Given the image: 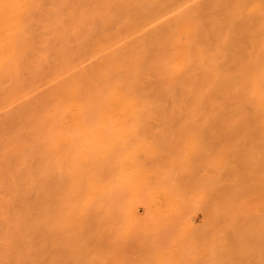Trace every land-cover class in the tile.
<instances>
[{"label":"bare ground","instance_id":"obj_1","mask_svg":"<svg viewBox=\"0 0 264 264\" xmlns=\"http://www.w3.org/2000/svg\"><path fill=\"white\" fill-rule=\"evenodd\" d=\"M151 129L154 132L157 129L156 132L158 133L156 134L155 132L156 138H154L155 136ZM186 129L189 132V134L187 132L189 139H187L185 133ZM203 129L209 130L207 132H210L211 135L210 133L206 134V130ZM240 129H244L241 131L242 134ZM146 130H149L150 132H147L151 134L147 133ZM159 130H163V132ZM200 130H203L207 137L209 135V137H212V130L217 132V134L214 132L216 135L222 131V135L221 133L219 135L222 140L215 139L214 136L216 135H214L216 142L209 145L211 140L208 137L210 141H207V143L209 142L208 145L210 147L207 145L203 148L205 145L201 147L200 143L202 144L206 141L200 142V139H202L200 136L202 134L205 136V134ZM234 130L240 133L236 134ZM191 132H193V135ZM180 133L181 135L185 133V137L179 138ZM195 133L197 135H199L198 133L201 134L198 136V138L200 137L199 143L198 139H195L197 138V135H194ZM150 135L156 140L161 137L160 141L163 140V144H159L158 140L156 142L160 146H157V143L151 137L152 141H149ZM165 135L168 138L170 136L173 141H171L172 144ZM173 135L174 137L171 138ZM227 135L228 137H231V135L232 137H237L239 135V139L241 137L243 140H246L247 137L245 136H250V140L261 142V148L264 152V0H0V264H106V259L109 258L108 253L110 254V252H103V247H107V245L103 246L106 244L103 240V228L107 229L108 227H105V222L103 223V209L107 206L105 210L114 211L110 210L112 207L107 204L104 205V201L110 199L106 196V193L111 191L108 188L109 181L110 185L113 184L111 185L113 190L110 193L114 197L111 199L113 204H118V201L121 200L125 201L123 200L124 198H117V195L121 194L120 196H123V187H128V190L124 191H130L131 193H129L132 195L133 200L139 202L137 203L138 205L141 203L142 206L146 207V213H142L143 216H140V212L135 211L137 209L134 211L139 217L133 214V220L141 224L140 227L143 226L141 229L145 231L144 229L148 230L153 223L152 227L156 226L155 229L164 226L167 213L163 216L165 221L161 215L164 224H162L163 222H158L159 224L156 222L155 225L154 221H157L158 217H160L159 215L162 213L160 210L163 211V208H165L164 211L167 212L165 206L169 208L174 206L172 203L171 207L166 205L168 203L166 201L174 198L175 201H179L181 204L184 203V205L193 203L197 196L194 190L197 189L199 183H202L201 179L206 176V179L210 178V181L215 176L212 179L213 181L211 180L210 182L218 183L215 186L216 190H214L217 192L218 198L221 201L223 200L221 204L224 207L217 210L216 207L218 208V206H216L214 211H217L216 213H218L217 215L220 218L219 214L221 213L219 211L226 207V211L222 210L223 219L226 220L229 216H227L229 212L228 206H232L234 203L232 202L233 199L237 200L238 198V196L233 198L235 196L234 191L235 193L237 192L233 187L237 184L238 187L244 190L238 189L242 194L248 190L250 191L247 192L248 194L246 193L247 196L250 194L252 196L255 193L256 195L260 193V196H262L264 192L261 190V194V191L256 190L258 186H255L258 183H253L258 179V181L263 183V168H261V171L258 170L257 166H254L257 171H260L257 172L254 169L252 171L251 168L253 166L248 165L250 171L247 168L248 166L245 167L242 161L249 174L247 169H240V171L238 170L239 166H237L239 161L236 163L237 165L233 163V160L236 162L238 160L237 158L234 159V157L231 161L234 165L230 163V166L232 169L236 165L238 171L234 168V170L230 169V166L227 165L229 164L227 158L217 162L223 163V167H227V169L224 167V170H229L228 172L232 177L234 176L233 179L235 181L238 177L241 180L238 179V182L232 180L235 185L230 182L226 185L223 181L224 179H218L223 177L219 173L220 170L218 172L215 169L222 165H218L219 167L216 166L215 168V165L211 166L213 163H210V159L215 162L217 158L215 157V159L213 154L218 152L221 154L222 151L220 149L224 152L225 146L229 142V147H232V149L227 146L225 151L229 152L232 150L230 152L232 153L231 156H233V147L239 141L235 137L237 140L233 141L235 142L234 144L230 138L227 139ZM191 138L197 144L189 142L193 140ZM120 139L123 140L121 141ZM126 139L127 143L125 142L124 144L123 141H126ZM146 139L154 144L147 143ZM128 140L134 142L135 146L134 143L129 144ZM140 140L143 144L141 148L144 149L141 150L142 153L138 152V154L140 153L139 155L143 156L144 160H142L141 156H137L138 154L136 155V151L134 153L136 158L132 155L131 147L134 146L136 148L140 144L138 142ZM183 140V147L181 143L179 144H181V149L186 155L179 149L180 145H178V141L181 142ZM243 140L239 142L245 143V148H243L244 145L237 146L238 143L236 145L237 148L234 149L235 156L239 159L242 158L245 162L247 160L245 164L253 160L254 165H257L255 161L257 160L260 163L264 157L260 161V158L256 157L255 154L252 156V153H250V157L248 154L252 147L251 144L256 143L251 140L248 146L246 145L247 142H242ZM117 141L130 151L126 152L121 149L118 150L120 153H117L112 150L114 143L118 144ZM175 141L176 143H174ZM187 141L189 145L194 143L196 146L193 145L192 148V146L185 145ZM164 143H167L166 146ZM168 143L171 144V147L175 146H173V143L179 146H177V150L180 151H176L178 153L176 154L180 155L178 160H182L180 161L181 163L177 160L179 164H176V162H173V165L171 164L178 157L176 158V155L171 156L173 153L171 152V147L167 148ZM147 145L154 148L160 147L158 148L160 151L151 150L153 148L150 149ZM212 146L213 148L219 146L220 149L218 147V151L215 150L214 153H211L208 150L206 153V148H211ZM164 147L169 150L163 151L161 148ZM199 147L201 148L199 149ZM249 147L250 150L248 149ZM253 147L255 148V146ZM114 148L116 149V147ZM145 148H148L150 153ZM174 148L172 149L173 152L176 150ZM184 148L186 149L184 150ZM187 148L190 150L188 156ZM239 148L248 149L249 151L247 150L246 154L244 150L245 153ZM258 148L255 149L258 150ZM197 149L202 150L201 155L204 153L203 155L206 156V163L203 161L197 162L198 159L195 155L198 153ZM237 149L243 152H241L242 154L240 153L242 157ZM192 151L194 156L191 153ZM143 152L152 155L147 156ZM169 152L172 154H169ZM256 152L254 151V153ZM127 153H129V156H127ZM181 155L183 158H181ZM244 155L248 158L246 159ZM133 156L135 161L141 157L139 159L140 162H137L139 164L134 163ZM192 157L196 158V160L194 159L196 162L194 163L192 160L193 163H190H197L192 171L196 170L195 168L197 167H202L200 171H206L207 173L204 172L205 175L198 172L195 176L193 173L188 172L186 163ZM208 157L210 158L209 163ZM252 157L257 159L250 161ZM187 158L190 160H187ZM105 159H107V162ZM131 162L135 165H132L133 163ZM217 162L215 164H218ZM262 162L264 163V160ZM174 163L180 166L177 167ZM201 163L202 165H200ZM181 164H185L186 172L192 175H189L186 179L188 180L189 178L190 180L188 181L190 183L196 180L195 185L190 187L189 183L182 177L181 172H179L180 174L177 172L178 175H176V170L182 169ZM206 164H211L208 166L210 167L208 170H206ZM167 165L169 166L167 167ZM170 166L176 168L174 173L169 170H173ZM184 167L182 171H185ZM210 169L216 174H211L212 171ZM230 170L234 171V173H231ZM112 172L114 175H112ZM237 172L240 176H238ZM250 172H253L252 175L259 178L257 180H255V177L252 178V175L249 176ZM243 177L246 179L250 177L249 182L247 180V182L242 184ZM110 178L114 180L111 181L112 179L110 180ZM120 179L128 183L120 190L123 194L118 190L120 183L117 184L115 182V180L121 182ZM197 179H199L198 185ZM261 182L259 183L262 184ZM121 183L124 184L123 181ZM222 184L226 185V188ZM199 186L198 188L202 187L204 189L201 188L199 191L208 189V187L205 188L206 186L203 187L204 183ZM193 187L196 189L193 190ZM199 191L197 190V192ZM205 192V197L199 198L202 203L203 199H206L204 201H207V203L202 204L198 201L199 207L202 204L200 210L203 209L205 204H210L214 196V193H212L213 196L211 195V198L207 199L209 195L207 192L209 193V191ZM129 193L127 192V194ZM199 193H197L198 196L200 195ZM247 196H245V199L241 197V200L252 203L250 199L247 200ZM161 197L166 200L165 205L161 203L164 207L160 206V204L157 206L158 202H164L161 201ZM115 198L116 200H114ZM209 199L211 200L209 201ZM258 199L264 200V196ZM133 200L129 199L131 203L128 206L126 201L123 202L126 205H123V203L118 205L129 207L135 204ZM190 200L192 202H188ZM238 201L240 199L236 202L239 203ZM106 202L109 203V201ZM197 204L195 203L196 207H198ZM212 204H214L213 206L216 205L215 202ZM217 204L220 205L219 202ZM258 204L260 205V203ZM211 205H207L206 207L209 209L207 208V210L203 211L212 212L213 208H210ZM257 205L256 210L258 211L260 207H257ZM159 206L162 209L158 208ZM133 208H136V206ZM126 209L129 210L128 208ZM130 209L132 208L130 207ZM210 209L212 211H208ZM247 209L252 210L253 207L249 206ZM235 210L238 211V209ZM261 210L264 212L262 207ZM243 211L246 210L244 209ZM243 211V215L246 214ZM262 211L258 212H260L261 216H264ZM254 212L253 216L255 215L258 221H255V216L253 217L255 222L251 220V216H248L247 219L250 218L249 220L253 223H259L260 226L253 225L258 227V230L261 228L260 232L263 233L264 227L262 225L264 223L261 221L264 218L260 216L261 220L259 214L256 211ZM172 213L174 214V211ZM112 215L110 213V216ZM116 215L111 218L115 220L116 224L117 220H120L118 223L124 225L123 218L120 219L118 217V212ZM171 215H168V217H171ZM130 217L132 216L130 215ZM219 218L217 220L220 222ZM234 218L238 220L237 216ZM234 218L232 219L234 220ZM168 220L171 222L170 219ZM124 222H126L125 218ZM135 222L133 223L135 224ZM113 223L112 221L108 223V225L111 224V230L110 227L108 230H117L114 229ZM191 223L193 222L185 219L182 225L185 228H190L192 227ZM202 224L200 225L202 228L205 226L212 231L211 227L206 226L204 223ZM208 224L210 226L212 223ZM149 225L151 226L148 228ZM246 225L248 224L246 223ZM227 226L226 228L231 229L232 233H228L233 234V241L227 235L226 237L221 236V233L225 235V228L216 229L215 234L209 239L201 235L203 239H206L204 240L205 242H202L204 244V247L201 245L202 250L208 252L209 254H207L217 264H223L221 262L227 261H229V264H233L228 256H237V253H239L240 256H237V258L241 257L242 253L245 254L250 248L248 246L251 240L248 239L250 240H247L248 244L245 242L248 245L247 249L245 246L240 251L241 248L237 245L243 237L237 240V234L240 235L242 230L238 228L240 231L235 233L236 226L234 227L235 230L230 228L232 225L230 227L229 225ZM239 226L242 227L241 225ZM245 226L243 225L244 228H246ZM137 227L139 226L137 225ZM171 227L173 226L171 225ZM214 227L219 226L217 224ZM185 228H182V230ZM244 228L241 235L250 234L249 232L246 233L245 231L247 230L245 229L244 231ZM221 229L225 233L221 232ZM179 230L181 229H178V232H180ZM123 231L120 230V233ZM126 231L124 233H127ZM135 231L140 233L139 230L135 229ZM200 231L204 232L205 235L206 231L203 229H200ZM130 232L132 230H129ZM147 232V234L150 233V231ZM244 232L245 234H243ZM129 233L126 235L129 236ZM143 233L144 235L142 233L134 234V232L130 234L136 235V238H139V236L142 238L146 232ZM153 235H151L152 238ZM178 235L181 236V234ZM194 235L197 238L198 234L197 236L196 234ZM107 236L111 239L113 238L111 233H107ZM253 236L251 238H256L255 235ZM116 238H119V236ZM222 238H228L235 243L230 247L232 244L230 242L227 243V239L224 243ZM114 240H112L114 243L117 241L119 244L128 241L127 239L123 242L121 238H119L120 241L115 238ZM189 240L188 243H186L187 241L183 243L188 245L191 253L195 252L197 247L199 248L200 241L198 242L196 239L195 241L192 238ZM243 240L246 241L245 239ZM256 240L258 242L259 238ZM168 241L172 246L177 244V242L172 244L170 240ZM244 241L242 242L244 243ZM111 242L109 240L107 244L109 245ZM162 242L156 243L155 240V243L154 241L150 242L149 245L147 243L149 253L151 255L154 253L155 256L147 257V251L143 252V256L146 254V256L141 257L143 264L146 263L144 262L146 257L150 263L155 257L157 264H179L177 263L178 261L171 262L172 256L175 258L178 253L177 255L182 258L185 255L182 252H178L176 246L175 248L174 246L169 247V245L164 248V245H160ZM226 243L231 245L228 247V245H225ZM143 244L145 243L143 242ZM197 244L199 245L197 246ZM258 244L260 247H264L263 243L258 242ZM253 245L256 246V244H252L250 249L258 250L257 247H254V249ZM109 247L106 249H109ZM113 247L115 250V246ZM113 247L111 248L112 250ZM124 247L127 250L129 249L124 244H122V248L121 245L116 246V248L123 249L126 252ZM131 248L133 249L132 246ZM184 249L186 251V248ZM115 251L117 252H115L116 254L114 253L112 259L117 264L118 260L114 257L118 259L119 257L116 255L118 253L119 256L120 253L118 250ZM106 252L108 253L106 254ZM164 252H166V258L163 257ZM103 254L108 257L104 256L103 258ZM248 254L247 256H249ZM263 254L262 252L260 255L263 256ZM255 255L253 254L254 257ZM120 256H124V254ZM261 257L259 256L258 258L260 261L263 260L261 261V264H263L264 259L263 257L261 259ZM150 258L153 259L150 260ZM212 258L210 259L212 260ZM127 259L129 260V258ZM247 259L245 260L248 261L249 259ZM123 260L126 261V258ZM145 260L147 261V259ZM191 260L195 264V260ZM235 260L233 261L235 262ZM252 261L249 264H252ZM240 262L242 260L238 261V263ZM197 264H199V261H197Z\"/></svg>","mask_w":264,"mask_h":264},{"label":"rangeland","instance_id":"obj_2","mask_svg":"<svg viewBox=\"0 0 264 264\" xmlns=\"http://www.w3.org/2000/svg\"><path fill=\"white\" fill-rule=\"evenodd\" d=\"M198 129H200V128H198ZM151 130H152V129H151ZM163 130H164V129H163ZM163 130H162V131L159 130V131H160V132H163ZM169 130H170V129H169ZM171 130H172V129H171ZM173 130H174V129H173ZM184 130H185V129H184ZM186 130H187V129H186ZM192 130H193V129H192ZM203 130H206V129H203ZM203 130H200V131H202V133H204ZM238 130H239V129H238ZM242 130H244V129H240V132H241ZM245 130L248 132L247 129H245ZM147 131H149V130H146V132H147ZM156 131H157V129L155 130V132H156ZM164 131H166V130H164ZM175 131H176V130H175ZM179 131H180V130H179ZM179 131H177V132H179ZM189 131H191V129H189ZM193 131H195V130H193ZM198 131H199V130H198ZM207 131H209V130H206V131H205L206 134H209L210 132H207ZM210 131H211V129H210ZM216 131H218V130L216 129ZM216 131H215V130H214V131L212 130V132H213L212 137H209V136L211 135V133H210V135L208 136L209 139H210L211 141H212V138H213V141H214L215 139L222 140V139H220V137H219L220 133H221V135H222V131L219 130L220 132H219L218 135H216V134H217ZM225 131H227V130H225ZM234 131H235V130H234ZM246 131H245V132L243 131V132H244V133H247ZM146 132H145V133H146ZM149 132H150V131H149ZM149 132H147V133H149ZM155 132L152 130V133L154 134V136H155ZM187 132H188V130L185 132V133H186V136L189 134V132H188V134H187ZM196 132H197V131H196ZM214 132H216V134H214ZM235 132H236V131H235ZM240 132H236V134H238V133H240ZM145 133H144V134H145ZM157 133H158V132H156V134H157ZM164 133H165V132H164ZM164 133H162V134H164ZM172 133H174V132H172ZM175 133H176V132H175ZM185 133H184V135H181V133H180L179 138L182 137V136L185 137ZM191 133H192V135H193V132H191ZM191 133H190V135H191ZM200 133H201V132H200ZM200 133H198L199 135H197L196 133L194 134L195 136L197 135V138H195V139H196V140L198 139V143H199V138H200V137L202 138V139H200V142L203 141V140H205L206 142H204V141H203V142L206 143V144H204V143L201 144V143H200L201 147H202V145H203V146L205 145V146L203 147V148H205V147L208 145V143H209V142L207 143V141H210V140H208V137L206 136L205 133H204V134H205L206 137H205L202 133H201L202 136H200V135H201ZM149 134H151V133H149ZM149 134H147V135H149ZM166 134H167V132H166ZM169 134H170V133H169ZM177 134H179V133H177ZM182 134H183V133H182ZM241 134H242V132H241ZM159 135H160V134H159ZM174 135H175V134H174ZM174 135H173L171 138H173ZM214 135L218 136V138H216V136H214ZM151 136H152V135H150L149 138H150ZM156 136H157V135H156ZM156 136H155L154 138H156ZM160 136H161V135H160ZM160 136H159V137H160ZM165 136H166V135H165ZM176 136H177V135H176ZM198 136H200V137L198 138ZM213 136L215 137V139H214ZM139 137H141V136H139ZM161 137H162V136H161ZM161 137H160V139H161ZM166 137H167V136H166ZM190 137H192V136H190ZM226 137H228V135H227ZM235 137H236V136H235ZM235 137H234V136L232 137V135H231V137H228L227 139L230 138L232 142L235 141L236 138L239 139V135H238L236 138H235ZM245 137H247V138H246L247 141L241 139V137H240L239 141L243 140L242 142H244V141L247 142L246 145H248V143H249V145H250V141H251L252 139L250 140V138H249L250 136H245ZM253 137H255V136H253ZM129 138H130V137H129ZM129 138H128V139H129ZM137 138H138V137H137ZM141 138H142V137H141ZM141 138H139V139H141ZM143 138H144V137H143ZM145 138H146V134H145ZM149 138H148V139H149ZM151 138H153V137H151ZM151 138H150L149 141H152ZM154 138H153V140H155V143H157V146H160L159 144H163V142H162L163 140L160 141V139H158L159 142H160V143L158 144V142H156V141H158V140H156V139H154ZM177 138H178V136H177ZM204 138H205V139H204ZM206 138H207V139H206ZM221 138H222V136H221ZM223 138H224V137H223ZM124 139H125V138H124ZM164 139H165V137H164ZM167 139L170 140V142L172 141V140L170 139V136H169V138L167 137ZM167 139H166V140H167ZM181 139H183V138H181ZM181 139H179V140H181ZM187 139H189L188 136H187ZM191 139H193V138H191ZM225 139H226V138H225ZM244 139H245V138H244ZM248 139H249V140H248ZM256 139H257V138H256ZM117 140H118V139H117ZM120 140H121V139H120ZM120 140H119V142H120ZM122 140H123V139H122ZM122 140H121V141H122ZM129 140H130V139H129ZM129 140H128L129 144H130V143H131V144L134 143V142L129 141ZM134 140H135V139H134ZM141 140H142V139H141ZM141 140L138 141V142L140 143L139 145L136 144V145H137L136 148L134 147V146H135V143H134V146L131 147L132 152H133L132 155H134L135 151H136V155L138 154V152H141V153H142L141 150H143L144 148H143V149L141 148V147L143 146ZM166 140H164V141H166ZM174 140H175V139H174ZM184 140H186V139H184ZM184 140L181 141V142L178 141V145H180V148H179V149H181V148L183 147ZM236 140H237V139H236ZM149 141L146 139V142H147V143H151V144L153 143V142H149ZM188 141H189V140H188ZM188 141L186 142L187 144H185V145H189ZM211 141H210V144H209V145H211V144H215V142H216V140L214 141V143H213V141H212V143H211ZM223 141H224V140H223ZM223 141H222V142H223ZM239 141H237V144H238V143H239V144H238V145L236 144V145H237V146H240V145L242 146V145H244L243 148H245V143H241V142H239ZM252 141H253V140H252ZM255 141H256V140H255ZM255 141H253V142L256 143V144H253V145L251 144L252 147L250 146V147H251V150H252V148H254L253 146H255V148H258V147H260V148H258V150L254 148L255 150L253 149V150H252L253 152H252V151L250 150V147H249L248 149H249L250 151L247 149V150L249 151V154H248V155L250 156V155H251L250 153H252V156L255 154L256 157L260 158V159H259V161H260V160L264 157V152H263V149L261 148V147H262L261 142H259V143H260V144H259L257 141H256V142H255ZM258 141H259V140H258ZM117 142H118V141H117ZM119 142H118V144H115L116 142L114 143L113 147H116V149H115V148L113 149V147H112V150L116 151L117 153H120L118 150H121V149H124L126 152H129V151H130L126 146H122L123 144H122V143H119ZM123 142H124V144H125V142L127 143V139H126V141H123ZM138 142H137V143H138ZM143 142H144V141H143ZM146 142H145V143H146ZM167 142H168V141H167ZM172 142H173V141H172ZM172 142H171V144H172ZM189 142H195V141H194V139H193V140H191V141H189ZM217 142H218V141H217ZM219 142H220V141H219ZM224 142H225V141H224ZM174 143H176V141H175ZM174 143H173V146L175 145L174 147H177L178 145H176V144H174ZM179 143L182 144V147H181V144H179ZM195 143L197 144V142H195ZM227 143H228V142H227ZM227 143H225V144H227ZM233 143L235 144V142H233ZM141 144H142V145H141ZM153 144H154V143H153ZM164 144H165V143H164ZM166 144H167V143H166ZM166 144H165V146H166ZM168 144H169V143H168ZM171 144H169L167 148L171 147V146H170ZM185 145H184V147H185ZM193 145H195V144L192 143V144H190L189 146H192V148H193ZM209 145H208V146H209ZM219 145H220V144H219ZM223 145H224V144H223ZM231 145H232V144H231ZM236 145H235V146L233 145V146H234V147H233L234 149L237 148ZM249 145H248V146H249ZM256 145H257L258 147H257ZM152 146H153V145H152ZM155 146H156V144H155ZM161 146H162V145H161ZM195 146H196V145H195ZM195 146H194V147H195ZM227 146H228V148H230V147H229V146H230V142H229V144H228ZM227 146H225V147L227 148ZM128 147H129V145H128ZM147 147H149V145H147ZM174 147H171V148H170V149H171V152L173 153V155H171V156H175V155H176V158H177V157H178V158L175 159V160L173 159L174 161L170 160V161H172V163H171L172 165H173V162H176V164H177L178 161H179L178 159L180 158V155H179V156L177 155V154H178L177 152L180 151V150H177L179 146H178L177 148H174ZM186 147H187V146H186ZM197 147H198V146H197ZM201 147H199V149H200ZM209 147H210V146H209ZM209 147L206 148V153L208 152V150H209V152L214 153L215 150H217V148H218L219 146L216 147V148H213V146H212L211 148H209ZM214 147H215V145H214ZM220 147H221V145H220ZM220 147H219V149H220ZM117 148H118V149H117ZM149 148H150V149L153 148V149H151V150H154V149L158 150V148H160V147H155V148H154V147H149ZM167 148L164 147V148H161V149H163V151L169 150V149H167ZM173 148H174V150L176 149L175 152H173V150H172ZM188 148H191V147H188ZM188 148H187V149H188ZM192 148H191V150H193ZM221 148H222V147H221ZM223 148H224V146H223ZM226 148H225V149H226ZM241 148H242V147H241ZM246 148H247V147H246ZM138 149H139V150H138ZM145 149H146V148H145ZM164 149H165V150H164ZM185 149H186V148H184V150H185ZM199 149H197L198 153L195 154V155H196V158L198 159L197 162L199 163V162L203 161V162L206 163V162H207V160H205L206 156L203 155V154H204V153H203L202 155L205 156V157L203 158V156L201 155V151H202V150H199ZM225 149H224V152H223L222 149H220V151H222L221 154H220L219 152H218L219 154H218V153H214V154H213V155H214V158H215V157L217 158V160H215V162H213L214 160H212V159H210V158L208 157V163H209V159H210V163H213L212 165H211V164H209V165H211V166L215 165V168H216V166H218V165L221 166V165L223 164V163H218V162H217L218 160H222V159H224V158H227L228 161H227V159H225V160L229 163V164L226 163V164L229 165V166H230L231 164H233V163L236 164V163H238V161H239L238 165L236 164L237 166L240 167V168L238 167V170H240V169H244V170H246L247 168L249 169V166H251V167L253 166V168L250 167V168L252 169V171H253V169H254L255 171H257V168L255 169V167H254V166H257V167H258V170H261V168H263L262 170L264 171V163L262 162L264 159L259 163V162H257V160H256L257 158H256V157H255L256 159H254V157H252V158L250 159V161H251L252 159H254V161L256 160L255 163H257V165H254L253 160H252L250 163L245 164V163L247 162V160H246V162H245L244 160H242V158L239 159L238 157H236V156H235L236 154H235V152H234V151H235L234 149H233V153H234L233 156H231L232 153L230 152V151H232V150H230V151L228 150L229 152H227V150L225 151ZM230 149H232V147H231ZM239 149H240V148H239ZM146 150H148V148H147ZM156 150H154V151H156ZM182 150H183V149H181V151H182ZM194 150H195V149H194ZM237 150H238V149H237ZM240 150H242V151L244 150L245 152L247 151V150H245V149H240ZM259 150H260V151H259ZM261 150H262V151H261ZM125 151H124V152H125ZM148 151H149V153H150V150H148ZM159 151H160V150H158V152H159ZM176 151H177V152H176ZM187 151H188V152H187V156H188L190 150L188 149ZM197 151H196V152H197ZM199 151H200V153H199ZM217 151H218V150H217ZM238 151H239V150H238ZM238 151H237V152H238ZM242 151H241V152H242ZM244 151H243V152H244ZM254 151H257V152L254 153ZM121 152H122V151H121ZM132 152H131V153H132ZM146 152H147V151H146ZM151 152H152V151H151ZM182 152H184V151H182ZM196 152H195V153H196ZM204 152H205V151H204ZM237 152H236V153H237ZM241 152L239 151L238 153L240 154ZM243 152H242V153H243ZM245 152H244V153H245ZM144 153H145V152H143V154H144ZM149 153H148V154L145 153V154H146L147 156H151L152 154L149 155ZM160 153H161V152H160ZM166 153H167V152H166ZM172 153L169 152V154H172ZM176 153H177V154H176ZM191 153H192V155L194 156V154H193L194 152L192 151ZM191 153H190V154H191ZM222 153H223V155H222ZM238 153H237V156H238ZM242 153H241V154H242ZM128 154H129V153H127V156H129ZM139 154H140V153H139ZM139 154H138L137 156H141V155H139ZM184 154L186 155L185 152H184ZM241 154H240V156L242 157ZM246 154H247V152H246ZM130 155H131V154H130ZM165 155H166V154H165ZM185 155H184V156H185ZM208 155H209V153H208ZM208 155H207V156H208ZM213 155H212V156H213ZM219 155H220V156H219ZM248 155H247V156H248ZM134 156H135V155H134ZM134 156L132 157L133 160L136 158V156H135V158H134ZM166 156H167V155H166ZM171 156H170V157H171ZM181 156H182V155H181ZM187 156H186V157H187ZM244 156H245V155H244ZM107 157H108V156H107ZM141 157L143 158L142 160H144V157H143V156H141ZM141 157H140V158H141ZM186 157H185V158H186ZM233 157H234V159H235V158L238 159V160L236 159L237 162L234 161V160H233V163L231 162L232 159H233ZM245 157H246V156H245ZM245 157H243V158H245ZM250 157H251V156H250ZM129 158H130V157H129ZM140 158H139V159H140ZM181 158H183V156H182ZM189 158H190V157H189ZM189 158H187V160H190ZM192 158H193V157H192ZM192 158H191L190 161H188V163H186V165H188V166H187V168H188V172H189V173H193L195 176L198 174V172H199V173H204V172H206V171H204V170H203V172L200 171L202 167H201V168H199V167L195 168V169L197 170V172H195L196 170L192 171L193 168H194V165L197 164V163H196V164H192V163H193L192 160H193V161H194V159L196 160V158H193V159H192ZM211 158H212V157H211ZM216 158H215V159H216ZM247 158H248V157H246V159H247ZM139 159H137L136 161L134 160V161H135L134 163L139 164V163H137V162L139 161ZM229 159H231V160H229ZM177 160H178V161H177ZM187 160L185 161V159H184L185 162H187ZM211 160H212V162H211ZM105 161L107 162V159H105ZM131 161H132V160H131ZM180 161H182V160H180ZM180 161H179V162H180ZM184 161H183V163H184ZM242 161H243L245 167L248 166V165H249V166H248L247 168H245L244 165L242 164ZM248 161H249V160H248ZM139 162H140V161H139ZM142 162L144 163V161H142ZM142 162H141V163H142ZM168 162H169V161H168ZM168 162H167V164H168ZM190 162H192V163H190ZM195 162H196V161H194V163H195ZM216 162H217L218 164H215ZM219 162H222V161H219ZM252 162H253V163H252ZM131 163H133V162H131ZM131 163H130V164H131ZM134 163H133L132 165H135ZM143 163H142V164H143ZM145 163H146V162H145ZM180 163H181V162H180ZM183 163H182V164H183ZM208 163H207V164H208ZM230 163H231V164H230ZM240 163H241V164H240ZM174 164H175V163H174ZM176 164H175V166H177V167L180 166V165L178 166V165H176ZM178 164H179V163H178ZM182 164H181V168L183 169V167L185 166V167H184V170H185V171H182V169H179V168H178L180 171H179V170H178V171L176 170V173H177V172H178V173L181 172L182 177L185 179V181H186L187 183H189L188 185L191 187V186H193V185L196 184V182H195L196 180L193 181L192 183H190V182L188 181V180H190V179H189V178H188V180L186 179V177H189V175H191V174H188V172H186V170H187L186 165H185V164L182 165ZM191 164H192V166H191ZM207 164H206V165H207ZM234 164H233V165H234ZM252 164H253V165H252ZM148 165H149V164H148ZM189 165H190V167H189ZM198 165H199V164H198ZM200 165H202V163H201ZM209 165H207V167H208ZM224 165H225V163H224ZM236 165H235V167H236ZM241 165H242V168H241ZM259 165H260V167H259ZM168 166H169V165H167V167H168ZM219 166H218V167H219ZM207 167H206V170H208V169L210 168V167H208V168H207ZM222 167H223V165H222L221 167H219L220 169H219V168H218V169H217V168L215 169V170H218V172H219V170H220L219 173H221L220 175H222V177H223V178L219 177L218 179H220V180H223V179H224L223 181H224V183H225L226 185H227V183H229V182H230V183H233V184L235 185V183L233 182V181H235V180L233 179L234 176L232 177V175H230V173L228 172L229 170H227V171L224 170V169H225L224 167H226V166H224L223 168H222ZM235 167H233V168H234L236 171H238V170H237V167H236V168H235ZM170 168H173V167L170 166ZM212 168H213V167H212ZM221 168H222V169H221ZM233 168H232V169H233ZM174 169H176V168L174 167L173 170H174ZM226 169H227V167H226ZM230 169H231V166H230ZM232 169H231V170H232ZM234 169H233V170H234ZM248 169H247V172H248ZM169 170H170L171 172H173V173L175 172V170H174V171H173L172 169H169ZM210 170H211V169H210ZM231 170H230V171H231ZM244 170H242V171L245 173ZM249 170H250V169H249ZM262 170H261V171H262ZM111 171H112V170H111ZM111 171H110V172H111ZM211 171H212L211 174H216V173H213V172H214L213 170H211ZM225 171H226V172H225ZM240 171H241V170H240ZM240 171H239V173H240ZM250 171H251V170H250ZM208 172H209V171H208ZM257 172H260V171H257ZM108 173H109V171H108ZM176 173H175V174H176ZM178 173H177L176 175H178ZM186 173H187V174H186ZM206 173H207V172H206ZM228 173H229V175H228ZM231 173H234V171H231ZM244 173H242V174H244ZM252 173H253V172H252ZM252 173L250 172V175H249V176H251ZM263 173H264V172H263ZM179 174H180V173H179ZM235 174H236V173H235ZM235 174H234V175H235ZM237 174H238V172H237ZM248 174H249V172H248ZM260 174H261V173H260ZM112 175H114L113 172H112ZM199 175H200V174H199ZM204 175H205V173H204ZM246 175H247V174H246ZM257 175H258V173H257ZM261 175H262V174H261ZM191 176H192V175H191ZM218 176H219V175H218ZM227 176H229V177H231V178H229V177H227ZM235 176H237V175H235ZM238 176H240V174H238ZM202 177H203V176H202ZM210 177H211V176H210ZM214 177H215V176H213L212 179H213ZM241 177H242V176H241ZM253 177H255V176L252 175V178H253ZM256 177H257V176H256ZM256 177H255V180H257V179L259 178V177H258V178H256ZM260 177H261V176H260ZM112 178H114V176H112ZM112 178H110V180H111ZM192 178H193V177H192ZM195 178H196V177H195ZM198 178H199V177H198ZM236 178H237V177H236ZM236 178H235V179H236ZM252 178H251V179H252ZM193 179H194V178H193ZM199 179H201V178H199ZM199 179H197V185H198V183H199ZM209 179H210V178H209ZM209 179H206V176H204V177L201 179V181H202V183H204V186H203V187L206 186L205 188L208 187V189H209L210 187H214V188H212L213 190L210 188L209 190L206 189L205 191H209V193L207 192V194H209L208 197H207V199H208V198H211L212 193H214V196H215V197L212 195L213 198H214V199L212 198V200H213V201L215 200V201H214L215 204H216L215 206H213L214 204L211 205V203H214V202H213L211 199H209V201L211 200L212 202L210 201V204H209V203H208V204H205L204 207H203V209L200 210V209L202 208L201 205L204 204L205 202L207 203V201H204V200H206V199H203V203H202V202H201L202 200H200V198H199V197L204 198L205 195H206V194H205L206 192L203 191L204 189H203L202 187H201V188H202L203 190L199 191V189H201V188H198V186L202 184V183H201V184L199 183V185L197 186V189L195 188L196 186L192 188L193 190L196 189V190H194V192L196 193L197 196H198L197 193H199V192L202 193V192H203V194L199 193L201 196L199 195L198 197H197V196L195 197L197 201H196V200H194V201H196V202L193 201V199H195V198H193V199H192L193 203H187V202H186L187 204L184 205V203L181 204V202H179V201H175L174 198H170V201H166L165 199H163V198L161 197V198H160L161 201H164V202H160V203L158 202V203H157V206H158V204H160V206H161L162 204H164V203L166 204V202H168L166 205H169V206L171 207V205L174 204V206H172V207H175L176 209H175V208H172V207L169 208L168 206H165L167 212L164 211L165 208H163V211H164V212H163L162 210H160L162 213H160V215H159L160 217H158V220H159V221H158V220H157V221H154V222H155V225H156V222H157V224H159L158 222H163L162 219H163V220L165 219V218L163 217V216H165V213H167L168 215L172 214V215H171L172 218H171V217H168V215L166 214L167 217H166L165 220H166L167 224H166V222H165V224H164V222L162 223V224H164L165 227H164V226H163V227L161 226V228L158 227V229H155L156 226H155V227H152V226L154 225V223H153L152 226H151V225L148 226V228L151 226L148 230H147V229H144L145 231H143V229H141V228H143V226L140 227L141 224H138V223H136V222L133 220V217L137 215L136 212H140V213H141L140 216H143V214L146 213V211H145V210H146V209H145L146 207L142 206L141 203L138 205L137 203H139V202L133 200L132 195L130 194V193H131L130 191H124V190H128V187H127V188H126V187H123V186L128 185V183H126V181H124L123 179H120V181H121V182L123 181L125 185L122 184L121 182L115 180V182H116L117 184L120 183V185H119V189H118L119 192H121L120 190H121L122 187L124 188L123 191H122L124 194L121 192V193L123 194V196H120V195H121V194H120V195H117V198H118V197H120V198H122V199L124 198L123 200H125V201L127 202V203H126L127 206H128L129 203H131V202L129 201V199H132V200L134 201V203L136 204V205L134 204V205H132V206H133V207L136 206V208H133L131 205H130L129 207H127V206H123V205H126L125 203H123V202H125V201H122V200H121V201H118V199H117V201L119 202L118 204H122V203H123V205H118V204L116 203L117 201L114 202V203H116V204H113V203L111 202V199L114 198V197L111 196V194H110L111 191L113 190V189L111 188V185H113V184L110 185V184H109L110 181H109V182H108V185H109L108 188H109L111 191L107 192V193H106V196H107V198L109 197L110 199H107V200H106V201H109V203H107L106 201H104V205L107 204L109 207H112V208H113V209L110 208V210H114V211H107V210H105V209L107 208V206H106V208H105V206H104L105 209H103V215H104V216H103V223L105 222V223H104V224L106 225L105 227H107V226H108V227H107V229H104V228H103V232H104V233H103V240H104L105 243H106V244H104V241H103V244H104L103 246L107 245L106 248H108V246H110L109 249H111L113 246H115V250H118L119 253H120V255H123V254H124V256H120V255L118 256V253H117L116 256L120 258V261H119V258L117 259L116 257H114L116 260H118V261H117V262H118L117 264H123V263H124V264H143V262H142L143 259H142L141 257L146 256L147 253H148L147 257L154 255V253H152V255H151V253H149L150 251H149V249H148V248H149L148 245H149L150 242L154 241V243H155V240H156V243H159V242H162V241H163L162 243H160V245H162V246L164 245L163 247H164V248H165V247L167 248L169 245H170L169 247L172 246L171 244L168 243V242H169L168 240H170V243H172V244H175V242H177V244L179 243L178 245L176 244V245H173V246H174V247L176 246V247L178 248V249H177L178 252H182V253L185 255V256L182 257V258L179 257V256L177 255L178 253L176 254V257H175V258H174V256H172V258H171V262H172V263L175 262V261H176V262L178 261L177 263H179V264H182V262H183V264H187V263H188V264H189V263H190V264H194V263H193V260H191V259H194V260H195V264H197V261H199V264H210V263L212 264V262H213V264H214V263L217 264L215 261H213V258L210 257V256L208 255V254H209L208 252L202 250V249H203L202 246L204 247V244H203L202 242H203L204 240H206V239H203V237H206V238L208 237V239H209L210 237H212V236L215 234V230H216V229L225 228L224 230L226 231L227 234L225 233L224 230L221 229V230H222L221 232H224V233H225V235H222L223 233H221V236H225V237H226V235H227V236L230 238V240L233 241V237H232L233 234H230V233H232V232H231V229L229 230V228H226V226L229 225V227H230V225H232V227H230V228H232L233 230H235L234 227L236 226V227H237L236 230H235V233H236L237 231L239 232L240 230H242L241 232H243V228H244L243 225L245 226V224L247 223L249 226L246 225V226H245L246 228H244V231H245V229H246L247 231H245V232H246V233L249 232L250 234L247 233L245 236H244V235L242 236V235H241V232H240V235H241V236H240L239 234H237V236H238V237L236 236V237L238 238L237 240H240L241 237H243V239L246 240V241H244V240L241 238V240L238 242L239 244H238L237 246H239V248H241L240 251L242 250V247H245V246H246V249H247V246H248V245H246V243H247V240L250 239L251 241L248 240V241H250L248 247L252 248V244H256V246L253 245V248H254V247H255V248L257 247L259 251H258L257 249H255V248H254L255 250L249 248V249L247 250V251H248V252H247L246 249H245V251H246L247 254H248L249 252H251V253L248 254L249 256H247L246 253H245V254L242 253V252L244 251V249H243V251L241 252V253H242L241 257H238V258H237V256H240L239 253H237V254H238L237 256H236V255L228 256V257H229V260H231L230 262H232L233 264H246V263L249 264V262H251L252 260H253V261H252V264H253V262H255L254 264H257V263H258V264H261V261H263V260L260 261V259H259L258 257H259V256H260V257L262 256V255H260V254H262V252L264 253V247L262 246V244H261L262 247H260V245H259L260 243L258 244V242H261V243H263V245H264V241H263V240H264V239H263V236H264V235H262L264 232H263V233L260 232V231H261V228H260V230H258L259 228H258V227H254L255 225H253V224H256V225L260 226L259 223H253L252 221L249 220L250 218L247 219V217H248V216H249V217L251 216V220H253V217L255 216V215L253 216V214H255L254 211H256V213L259 214L260 212H258V211H262V210H261V207H262V209H264V207H263V206H264V200H263V199H258V198H262V196H264V192H263V194H262V191H264V187H263V186H264V184H263V183H264V179H263V177H262V179H263V183H262L261 181H258L259 179L257 180L258 182H257V181H256V182H253V181H254L253 179H252L253 181H251V182H253V183H255V184H257V183L259 184V185L257 184L255 187L258 186L256 190H259V192L262 190V191H261L262 196H260V193H259V192H258L259 194H257V195H256V193H255V194L252 193V194H254V195H256V196H260V197H256V196L254 197V195L251 196V194L247 196V194H248L247 192H248L249 190H248L247 192H244V194H242L241 191H238V189H241V190H242V188L238 187V184H237L235 187H233L234 190H236V191L240 194V195H239L237 192L235 193V191H234V195H235V196H234L233 198H235L236 196H238V198L240 199V201H243V202L238 201L239 203H237L236 201L239 200V199H238V198H237V200H236V199H233V201H232V202H234L233 205H232V206H228V207H229V209H228L229 212H228L227 216H228V215H229V216H228V218H227L226 220L223 219V214H222V213H223L222 210H224V211L227 210L226 207H225L224 209H221V211H219V213H221V214H219L220 218H219L218 215H217L218 213H216L217 211H216V210L214 211V208H215L216 206H218V208L216 207L217 210L220 209V208H222V207H224V206H222V204H221L223 200L221 201L220 198H218V196H217L218 194H217V192L215 191V190H216L215 186H217L216 184H218V183H217V182H216V183H215V182L211 183L210 181H211L212 179H211L210 181H209ZM215 179L217 180V178H215ZM228 179H229V180H228ZM238 179H240V178L238 177ZM238 179H237V180H238ZM245 179H246V178L243 177V179H242L243 182L241 181L242 184H244V182H247V180H248V182H249L250 177L247 178L246 180H245ZM113 180H114V179H112L111 181H113ZM232 180H233V181H232ZM237 180H236L235 182H238ZM240 180H241V179H240ZM240 180H239V181H240ZM212 181H213V180H212ZM225 181H226V182H225ZM231 181H232V182H231ZM219 182H220V181H219ZM221 182H222V181H221ZM251 182H250V183H251ZM259 182H261L263 185L260 184ZM116 183H115V184H116ZM214 183H215V184H214ZM222 183H223V182H222ZM250 183H248V185H250ZM117 184H116V185H117ZM121 184H122V185H121ZM219 184H220V183H219ZM251 184H252V183H251ZM255 184H254V185H255ZM222 185H223V184H222ZM226 185H225V186H226ZM228 185H229V184H228ZM231 185H232V184H231ZM254 185H252V186H254ZM120 186H121V187H120ZM225 186L223 185V187H225ZM239 186H240V185H239ZM241 186H242V185H241ZM246 186H247V183H246V185H245V187H244L245 189H246ZM117 187H118V185H117ZM199 187H200V186H199ZM228 187H229V186H228ZM228 187H227V188H228ZM237 187H238V188H237ZM129 188H130V187H129ZM225 188H226V187H225ZM214 189H215V190H214ZM254 189H255V188H254ZM254 189H253V190H254ZM116 190H117V189H116ZM197 190H198L199 192H197ZM250 190H251V189H250ZM253 190H252V192L255 191V190H254V191H253ZM242 191H244V190H242ZM125 192H126V193H125ZM127 192H128V193L130 192V193L127 194ZM240 192H241V193H240ZM249 192H250V191H249ZM115 193H116V191H115ZM210 193H211V194H210ZM246 193H247V194H246ZM116 194H117V193H116ZM112 195H113V192H112ZM130 195H131V196H130ZM245 196H247V200L250 199V201H251L252 203H255V204H252V203H250V202H248V201H246V200H241V197H243V198L245 199ZM219 197H221V196H219ZM105 198H106V197H105ZM125 198H126V199H125ZM222 198H223V197H222ZM222 198H221V199H222ZM243 198H242V199H243ZM256 198H257V199H256ZM162 199H163V200H162ZM114 200H116V198H115ZM119 200H120V199H119ZM171 200H172L173 202H172ZM219 200H220V201H219ZM158 201H160V200H158ZM165 201H166V202H165ZM192 201L190 200V201H188V202H192ZM198 201H200V202L202 203V204L200 205V207H199V205H198V204H199ZM209 201H208V202H209ZM244 201H246V202H244ZM218 202L220 203L221 206H220L219 204H217ZM161 203H162V204H161ZM169 203H170V204H169ZM171 203H172V204H171ZM195 203H196V204L198 203V204H197L198 207L195 206ZM247 203H250V204H247ZM257 203H260V205H261V203H263V204H262V206H260V205L258 204V205H259V206H258ZM165 204H164V205H165ZM239 204H240V205H239ZM183 205H184V206H183ZM207 205H211V206H212V207L210 206V208H213V209H212L213 211H212L211 209L208 210V211H212V212H210V213L208 212V213H207V211H205V212H206V213H205V212L203 211V210H207V208H208V207H206ZM238 205L240 206V208H238V207H239ZM241 205H243V206H241ZM256 205H257V207H260V209L258 208V211L256 210ZM157 206H155V207H157ZM160 206H159L158 208H161V209H162V207H164L163 205H162V207H160ZM182 206H183V207H182ZM219 206H220V207H219ZM249 206H252L253 209H255V210L252 211L253 209H252V210L247 209ZM121 207H122V208H121ZM123 207H124V209H123ZM130 207H131L133 210L130 209ZM152 207H153V206H152ZM167 207L169 208V211H168V208H167ZM195 207H196V208H195ZM228 207H227V208H228ZM254 207H255V208H254ZM118 208L120 209V211H118V210H119ZM126 208H128L129 210H127ZM141 208H142V209H141ZM178 208H179V210H178ZM184 208H185V209H184ZM205 208H206V209H205ZM243 208H244L246 211H243V210H244ZM116 209H117V212L119 213V216H118V217H120V219L123 218L122 221H123L124 225H123L122 223H121V224L118 223L120 220H117L118 222L116 221V222H117V224H116V223H115V220H114L113 218H111V217H115L114 215L117 214ZM125 209H126V210H125ZM135 209H137V210H135ZM170 209H173V210H171V211H172V212L174 211V214H175V215L170 211ZM183 209L186 210V211H184ZM208 209H209V208H208ZM234 209H238V211H237V210L234 211ZM241 209H243V210H241ZM121 210H122L123 212H122ZM124 210H125V211H124ZM130 210H132V211H130ZM134 210H135L136 212H135ZM187 210H188V211H187ZM192 210H193V211H192ZM247 210H248V211H247ZM249 210H250V211H249ZM129 211H130V212H129ZM133 211H134V212H133ZM191 211H192V212H191ZM200 211H201V213H200ZM242 211H243V212H246V214L243 215ZM124 212H125V213H124ZM126 212H127V213H126ZM131 212H132V213H131ZM169 212H170V214H169ZM202 212H203V213H202ZM250 212H251V213L253 212L252 215H251ZM108 213H109V214H108ZM110 213L113 214V215L110 216ZM114 213H115V214H114ZM121 213H124V214H121ZM130 213H131V214H130ZM140 213H139V214H140ZM142 213H143V214H142ZM176 213H177V214H176ZM186 213H188V214H186ZM189 213H190V214H189ZM248 213H250V214H248ZM262 213H263V215H264V212H263V211H262ZM262 213H261V214H262ZM125 214H126V215H125ZM133 214H135V215L133 216ZM209 214H210V215H209ZM230 214H231L232 216H231ZM124 215H125V217H124ZM130 215H131L132 217H130ZM145 215H146V214H145ZM161 215H162V219H161ZM176 215H177V216L179 215L180 217H179V216L177 217ZM191 215H192V216H191ZM204 215H206V216H204ZM212 215H213V216H212ZM234 215H235V216H234ZM238 215H239V216H238ZM182 216H183V217H182ZM184 216H185V218H184ZM203 216H204L205 218H204ZM208 216H209V217H208ZM216 216H217V217H216ZM230 216H231V217H230ZM236 216H237L238 220H237L236 218H234V217H236ZM260 216H261V215L259 214V218H260ZM137 217H139V215H137ZM144 217H145V216H144ZM181 217H182V218H181ZM186 217H187V218H186ZM206 217H208V218H206ZM212 217H213V219H212ZM261 217L264 218V216H261ZM116 218H117V215H116ZM124 218L126 219V222H124ZM129 218H130V219H129ZM131 218H132V219H131ZM192 218H193V219H192ZM210 218H211V219H210ZM217 218L220 219V222H221L222 226H224V227L221 226V224H220V222L217 220ZM221 218H222V220H221ZM232 218H234V220H233ZM240 218H241V220H239ZM259 218H258V219H259ZM167 219H170L171 222H169V220L167 221ZM185 219H188L190 222H193V223H191L192 227H190V228L188 227L191 231H190L188 228L183 227L182 222H183V220H185ZM194 219H195V220H194ZM206 219H208V220H206ZM256 219H257V217L255 216V221L257 222L258 220H256ZM260 219H261V218H260ZM260 219H259V220H260ZM108 220H109V222L112 221V222L115 223V225H114V223H113V226H115L114 229H117V230L114 231V230L112 229V231H110V230H111V226H110L111 224L108 225V223H109ZM131 220H132V221H131ZM160 220H161V221H160ZM165 220H164V221H165ZM210 220H211V221H210ZM212 220L215 221V222H213ZM224 220H225V221H224ZM236 220H237V221H236ZM242 220H243V221H242ZM247 220H248L250 223H252V225H250V223H249ZM261 220H262V219H261ZM122 221H121V222H122ZM180 221H182V222H180ZM209 221H210V222H209ZM231 221H232V222H231ZM241 221H242L243 223H242ZM246 221H247V222H246ZM253 221H254V220H253ZM255 221H254V222H255ZM131 222H132V223H131ZM133 222H135V224H134ZM196 222H198V223H196ZM201 222L204 223L206 226L211 227V228H212V231L209 230L210 228H207V227H205V226L202 228L203 224H202ZM207 222L210 223V224L212 223V224L209 226V224H208ZM217 222H218V223H217ZM223 222H224V223H223ZM261 222L264 223V220H262ZM180 223H181V225H180ZM195 223H196V224H195ZM199 223H200V224H199ZM227 223H228V224H227ZM230 223H231V224H230ZM104 224H103V225H104ZM169 224H170V226H169ZM197 224H198V228H197ZM201 224H202V226H200ZM213 224H215V225H213ZM217 224H218L219 227H214V226H217ZM219 224H220V225H219ZM137 225H138L139 227H137ZM160 225H161V224H160ZM160 225H157V226H160ZM171 225H172L173 227H171ZM225 225H226V226H225ZM239 225H241L242 227H240ZM261 225H262V223H261ZM168 226H169V229H168ZM179 226H180V227L182 226V227L180 228ZM195 226H196V227H195ZM220 226H221V227H220ZM238 226H239V227H238ZM262 226L264 227V224H263ZM262 226H261V227H262ZM109 227H110V230H108ZM227 227H228V226H227ZM247 227H248V228H247ZM122 228H124L125 230L122 229ZM137 228H140L141 230H140V229H137ZM170 228H173V229H170ZM177 228H178V229H181V230H179L180 232H178V229H177ZM182 228H185V229L182 230ZM199 228H200L201 230L203 229L204 231H206L205 235H204V232H201ZM238 228H240V230H239ZM254 228H255L256 230H258L259 232L256 231ZM257 228H258V229H257ZM135 229H136L137 231L139 230V232L142 233L143 235H144L143 232H146V234H147V233H148L147 231H150V233H152L151 235H153V233H155V231H156L157 234L155 233L156 235L154 234V235H153V238H152V236L150 235V233L147 234V236H146V234H145V236L141 235V236H143V237H142L143 239L140 238V236H139V238H136V237H137L136 235H131L133 232H134V234H140V233H137V232L135 231ZM154 229H155V231H154ZM160 229H161V231H160ZM167 229H168V230H167ZM176 229H177V230H176ZM197 229H198V230H197ZM226 229H227V230H226ZM118 230H119V231H118ZM120 230H121V231H123V230H124V231L128 230V231H126L127 233H129V230H130V231L132 230V232H130L131 234H130V233L128 234L130 237L127 236V235H126L127 233H124V231L120 233ZM157 230H158V231H157ZM185 230H186V231H185ZM213 230H214V231H213ZM228 230H229V231H228ZM254 230H255V231H254ZM262 230H263V229H262ZM106 231H107V233H109V234L111 233V234L113 235V236H112V237H113L112 239L108 237L109 235L107 236ZM113 231H114V232H113ZM116 231H118V232H116ZM166 231H167V232H166ZM168 231H169V232H168ZM172 231H175V232H172ZM176 231H177V232H176ZM193 231H194V232H193ZM171 232H172L173 234H172ZM196 232H197V233H196ZM228 232H230V233H228ZM238 232H237V233H238ZM245 232H244L243 234H245ZM257 232L260 233V234H258ZM167 233H169V234L167 235ZM175 233H176V235H175ZM184 233H185V235H184ZM193 233L196 234V236H197V234H198L197 238L194 237L195 235H194ZM202 233H203V234H202ZM207 233H208L209 236H208V235L206 236ZM160 234H161V235H160ZM171 234H172V235H171ZM178 234H181V236L178 235ZM191 234H193V235H192L193 237L190 236ZM157 235H158V237L156 238ZM170 235H171V237H170ZM177 235H178V236H177ZM186 235H187V236H186ZM188 235H189V236H188ZM201 235H203V237H201ZM249 235H250V237H249ZM253 235H255L256 238H253V237H254ZM118 236H119V238H121V240L123 239V240H122L123 242H124V240L126 241V240L128 239V241H126V242H124V243H121V244H119V242L116 241L119 245H121V248H122V244H124L126 247L129 248V249H128L129 251H128V250L125 249V247H124V250H126L127 253H126L125 251H123V249H121V250H122V251H121L119 248H116V246L118 247L119 245H118L116 242L114 243V242L112 241V240H114V238H115L116 240H119V238H116V237H118ZM120 236H122V237H120ZM135 236H136V237H135ZM148 236H149L150 238H149ZM172 236H174V237H173L174 239L172 238ZM175 236H176V238H175ZM179 236H180V238H179ZM184 236H186V237H188V238H186V237H184ZM239 236H240V237H239ZM247 236H248V238L246 239ZM251 236H253V237H252L253 240H252ZM107 237H108V239L110 240V242H111V241L113 242V244H112V242L110 243L111 245H110V244H109V245L107 244V243H109V240L106 239ZM146 237H147V238H146ZM177 237H178V238H177ZM257 237L259 238V241H258V242H257V240H256V239H258ZM145 238H146V240H145ZM155 238H156V239H155ZM183 238H185L186 240L183 239ZM191 238L194 239V240L196 239L198 242L200 241V242H199L200 245L197 244V246L199 245V248H200V249L197 247V249H196L197 251L195 250L196 253H195V252H192V253H191V252L189 251V249H188V245L186 244V243H188V242L190 241L189 239H191ZM199 238H200V240H199ZM223 238H224V237H223ZM223 238H222V241H223L224 243L226 242L225 240L227 239V241H228L227 243L230 242V243L232 244V245H231V244H227V243H226L225 245H226V246L228 245V247H229L230 245H231L230 247H232L233 244L235 243V242L230 241L228 238H225V239H223ZM260 238H262V239H260ZM150 239H151V240H150ZM158 239H159V240H158ZM166 239H167V240H166ZM132 240H133L134 242H133ZM149 240H150V242H148ZM183 240H184V241H183ZM196 240H195V241H196ZM260 240H261V241H260ZM114 241H115V240H114ZM119 241H120V240H119ZM145 241H146V242H145ZM166 241H167V242H166ZM181 241H182V242H181ZM186 241H187V242H186ZM191 241H193V240H191ZM242 241H244V243H243ZM127 242H129L131 245H130L129 243H127ZM143 242H144L145 244H143ZM183 242H186V243H183ZM204 242H205V241H204ZM245 242H246V243H245ZM132 243H133V244H132ZM135 243H136V244H135ZM147 243H148V245H147ZM167 243H168V244H167ZM251 243H252V244H251ZM114 244H115V245H114ZM138 244H139V245H138ZM140 244H141V245H140ZM244 244H245V245H244ZM247 244H248V243H247ZM250 244H251V245H250ZM112 245H113V246H112ZM137 245H138V247H140V246H141V247L138 249ZM201 245H202V246H201ZM131 246L133 247V249L131 248ZM134 246H135V248H134ZM146 246H148V247H146ZM173 246H172V247H173ZM186 246H187V247H186ZM200 246H201V247H200ZM237 246H236V248H237ZM176 247H175V248H176ZM106 248L103 247V252L108 251V252H110V254H111V256H110V254H109L108 252H106V254L108 253V256H109L108 259L105 258V259L107 260V263L109 262V264H111V263H112V264H116V263H114L115 260L113 261L112 258H113V256H114V253L117 252V251L114 250V247H113V250L111 249L112 251L109 250V249H106ZM145 248H146L147 250H146ZM183 248H186V251H185V249L183 250ZM260 248H261V249H260ZM104 249H105V250H104ZM135 250H136V251H135ZM140 250H141V251H140ZM198 250H199V251H198ZM256 250H257V251H256ZM145 251H147V252H146V254H144V256H143V252L145 253ZM164 251H165V250H164ZM201 251H202V253H201ZM238 251H239V250H238ZM238 251H237V252H238ZM252 251H253V252H252ZM260 251H261V253H260ZM132 252H133V255H135V256L132 255ZM205 252H206V254H205ZM122 253H123V254H122ZM134 253H135V254H134ZM138 253H139V255H138ZM200 253L202 254L203 257L200 256V255H201ZM207 253H208V254H207ZM115 254H116V253H115ZM141 254H142V256H141ZM192 254H193V255H192ZM195 254H196V256H194ZM253 254H254V255L256 254L255 257L253 256ZM257 254H258L259 256H258ZM129 255H131L132 257H131V256L129 257ZM165 255H166V252H164V255H163L164 258L167 257V255H166V256H165ZM250 255H251V256H250ZM104 256L106 257L107 255H104V254H103V258H104ZM108 256H107V257H108ZM154 256H155V255H154ZM206 256H207V257H206ZM235 256H236L237 259L235 258ZM245 256H246V257H245ZM256 256H257V257H256ZM147 257L145 258V259H147V261L144 259V262H146L145 264H157V263H156L157 260L155 259V257H153L154 259L152 258V259H153V261H151L152 263H150V261L148 260ZM185 257H186V258H185ZM262 257H263V259H264V254H263ZM262 257H261V259H262ZM124 258H126V261L123 260ZM127 258H129V260H128ZM130 258H131V259H130ZM134 258H136V259H134ZM187 258H188V259L191 258V259L188 260ZM206 258H207V259H206ZM210 258H212V260H211ZM234 258H235L236 260H235ZM247 258H248L249 260H251V261H249ZM255 258H257V259H255ZM141 259H142V260H141ZM152 259L150 258V260H152ZM182 259H183V261H181ZM245 259H247L248 261H246ZM258 259H259V260H258ZM121 260H123L124 262L121 261ZM131 260H132V262H131ZM136 260H137V261H136ZM172 260H173V261H172ZM201 260H202V261H201ZM207 260H208V261H207ZM233 260H235V262H234ZM239 260H240V261L242 260V262L238 263ZM254 260H255V261H254ZM112 261H113V262H112ZM133 261H134V262H133ZM138 261H139V262H138ZM148 261H149V262H148ZM185 261H186V262H185ZM188 261H189V262H188ZM190 261H191V262H190ZM259 261H260V262H259ZM103 262L106 263L105 260H103ZM121 262H122V263H121ZM140 262H142V263H140ZM184 262H185V263H184ZM208 262H209V263H208ZM228 262H229V261H227V262H221V263H223V264H226V263L229 264ZM243 262H245V263H243ZM107 263H106V264H107ZM173 264H174V263H173ZM218 264H219V263H218ZM250 264H251V263H250ZM263 264H264V263H263Z\"/></svg>","mask_w":264,"mask_h":264}]
</instances>
